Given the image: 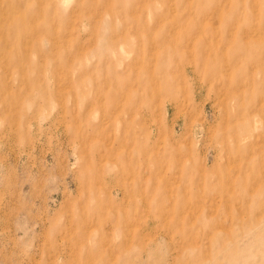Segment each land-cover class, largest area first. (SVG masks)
<instances>
[{
	"label": "rangeland",
	"instance_id": "374dc122",
	"mask_svg": "<svg viewBox=\"0 0 264 264\" xmlns=\"http://www.w3.org/2000/svg\"><path fill=\"white\" fill-rule=\"evenodd\" d=\"M0 264H264V0H0Z\"/></svg>",
	"mask_w": 264,
	"mask_h": 264
},
{
	"label": "bare ground",
	"instance_id": "6f19581e",
	"mask_svg": "<svg viewBox=\"0 0 264 264\" xmlns=\"http://www.w3.org/2000/svg\"><path fill=\"white\" fill-rule=\"evenodd\" d=\"M10 5H11V4H10ZM20 7H21V6H20ZM106 7H108V6H106ZM20 10H21V9H20ZM18 11H19V10H18ZM6 12H7V11H6ZM15 14H16V13H15ZM97 15H98V14H97ZM96 18H97V17H96ZM93 22H94V21H93ZM100 26H101V25H100ZM98 29H99V28H98ZM93 30H94V29H93ZM38 35H39V34H38ZM93 35H94V34H93ZM113 37H114V36H113ZM120 37H121V35H119V38H120ZM116 39H118V38H116ZM116 39H115V40H116ZM112 40H113V39H112ZM112 40H111V41H112ZM91 41H92V40H91ZM115 42H116V41H115ZM89 44H90V43H89ZM25 46H26V45H25ZM86 46H87V45H86ZM28 47H29V44H28ZM80 47H81V46H80ZM89 47H90V46H89ZM86 48H87V47H86ZM90 48H91V47H90ZM26 50H27V49H26ZM86 54H87V53H86ZM86 54H85V55H86ZM72 58H73V57H72ZM76 59H77V58H76ZM72 60H73V59H72ZM72 60H71V62H72ZM78 61H79V60H78ZM72 64H73V62H72ZM168 181H169V180H168Z\"/></svg>",
	"mask_w": 264,
	"mask_h": 264
}]
</instances>
